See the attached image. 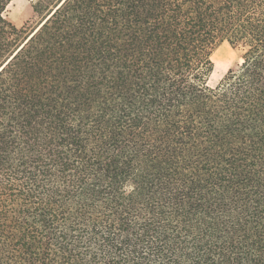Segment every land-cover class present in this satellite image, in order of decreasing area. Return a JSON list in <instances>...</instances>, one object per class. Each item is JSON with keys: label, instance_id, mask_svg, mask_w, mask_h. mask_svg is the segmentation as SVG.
Returning a JSON list of instances; mask_svg holds the SVG:
<instances>
[{"label": "trees", "instance_id": "16d2710c", "mask_svg": "<svg viewBox=\"0 0 264 264\" xmlns=\"http://www.w3.org/2000/svg\"><path fill=\"white\" fill-rule=\"evenodd\" d=\"M10 1L0 0V264H127L125 247L149 254L152 239L162 237L123 213H112L115 222L103 233L84 212L67 227L59 201L45 199L61 193L53 185L54 170L68 169L69 151L61 149L71 144L76 159L87 161V140L73 123L91 122L95 104L102 111L113 96L121 124L130 120L121 130L129 142L144 151L154 142L159 146L146 156L174 168L169 184L156 179L176 207L173 218L209 216L235 202L248 217L237 231L245 241L254 222L261 255L264 0H38L33 11L46 16L23 42L27 24L18 29L7 20ZM223 42L242 63L210 89V56ZM125 158L107 161L109 181L136 185L129 179L134 162ZM175 161L185 162L191 177ZM94 186L86 188L88 198L105 195ZM85 233L106 244L101 257L83 246ZM240 245L231 242L234 258L220 253L215 263L213 253L198 248L195 261L239 264ZM253 263L262 264L257 257Z\"/></svg>", "mask_w": 264, "mask_h": 264}, {"label": "rangeland", "instance_id": "374dc122", "mask_svg": "<svg viewBox=\"0 0 264 264\" xmlns=\"http://www.w3.org/2000/svg\"><path fill=\"white\" fill-rule=\"evenodd\" d=\"M37 4L38 0H11L7 5L6 16L12 25L21 29L24 24H27L20 42H23L46 16L34 13L32 6ZM210 59L213 63L212 73H214L211 80H209L210 77L208 78L207 87L210 89L216 88L231 68L242 63V59L227 42L217 44ZM112 100L102 111L97 103L95 104L92 110L93 116H90L92 119H89L91 122L77 121L73 123L77 125L82 138L87 140L83 156L87 160L86 162L76 159L75 148L70 146L71 144L66 147L67 149H61L63 152L69 151L68 169L62 173L61 169L57 168L54 170L56 173H53V185L61 193L59 197L50 193L45 199L48 203L59 201L60 209L69 218L66 221V226H72V223L77 222V216L82 212L87 217L98 221V229L101 233L103 232L100 229L105 231L107 223L115 222L116 216H113L112 213H123L133 225L143 223L152 225L156 232L162 234V237L152 239L154 245L149 254L135 250L133 246L125 247L123 255L127 264H197L195 256L198 248L206 253H213L215 263L220 259V253H223L228 259L234 258V255L229 251L233 241L241 242L238 255L241 258L239 264H254L253 261L256 257L259 263L264 264V252L257 255L256 247L253 246L257 242L256 237L253 236L258 230L255 223L251 222L248 225L247 229L252 234L245 241L241 239V233L237 231L242 219L248 217L243 213L241 206L234 204L235 202L231 204L224 202V205L226 204L224 207L217 205V209L209 216L195 215L179 220L173 218L172 215L176 207L172 200L163 199L162 191L156 184L158 176L162 178L163 182L169 184L166 176L174 174L173 166L168 163L161 164L159 160L151 162V158L146 156L148 153H153V149H157L159 146L154 142L147 143L148 149L145 151L139 142H129L121 130L130 128V120H125V123L121 124V121H124L123 113L121 109H116V104L120 101ZM129 111L126 110L127 114L125 113V115L134 117L135 114ZM87 115L89 113H86ZM96 118H101V120L97 130L92 131L90 128ZM126 156L134 162L133 167L130 168L129 179L135 181L136 185H132V182L126 178L118 179L115 184L111 183L109 176L113 171L106 169L107 161L110 158H115L124 162ZM28 159L31 158L28 157ZM185 164V162L175 161L176 170L186 177L189 175L191 177L192 173L185 167ZM80 170L83 173H80ZM179 178L184 179L182 176ZM92 183L95 185V192L106 189L105 195L88 198L86 188L90 187ZM83 184L86 185L84 190ZM154 236L156 237L155 234ZM80 239L90 253L99 257L106 250V244L94 234H82ZM137 251L138 253H136Z\"/></svg>", "mask_w": 264, "mask_h": 264}, {"label": "bare ground", "instance_id": "6f19581e", "mask_svg": "<svg viewBox=\"0 0 264 264\" xmlns=\"http://www.w3.org/2000/svg\"><path fill=\"white\" fill-rule=\"evenodd\" d=\"M216 76V75H215ZM214 77V73L212 74V76H211V78H210V80L212 79ZM209 82V81H208Z\"/></svg>", "mask_w": 264, "mask_h": 264}]
</instances>
